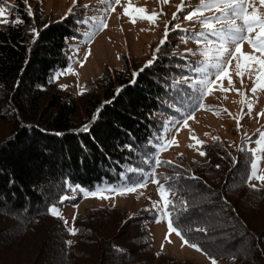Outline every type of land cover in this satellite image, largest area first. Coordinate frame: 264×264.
<instances>
[{"label":"trees","instance_id":"obj_1","mask_svg":"<svg viewBox=\"0 0 264 264\" xmlns=\"http://www.w3.org/2000/svg\"><path fill=\"white\" fill-rule=\"evenodd\" d=\"M9 6L0 28V264H198L157 251L147 215L91 208L75 216L73 235L50 214L80 201L66 182L95 191L144 181L139 170L153 171L187 202L180 227L210 261L264 264V184L249 182L247 140L207 143L203 160L159 157L167 118L198 109V92L184 82L197 75L192 57L173 44L151 64L123 53L120 67L77 95L54 77L70 64V40L91 24L86 5L62 20L40 9L28 15L24 0ZM174 25L171 42L190 38ZM64 195L74 198L61 202Z\"/></svg>","mask_w":264,"mask_h":264},{"label":"rangeland","instance_id":"obj_2","mask_svg":"<svg viewBox=\"0 0 264 264\" xmlns=\"http://www.w3.org/2000/svg\"><path fill=\"white\" fill-rule=\"evenodd\" d=\"M12 3L17 4V0H0V7H6L7 15L5 18L8 21L11 13L9 4ZM106 3L107 0H75V2L74 0H27V5L24 6L27 11L28 6H30L33 13L40 9L47 12L50 16H59V20L68 16L72 11L80 9L78 7L81 5L87 6L83 7L88 11L91 24L80 38L70 40V46L67 51L70 64L59 73L65 72L69 68L73 71L60 75L59 79H56L60 87L67 85L68 87L64 89L77 95L83 93L85 85L100 77L106 68L114 69L120 67L122 64L121 54L123 53H126L131 58H144L147 62L152 60L157 61V53L159 51L157 49L173 44V46L186 51L196 62V66H199L200 61L204 59L199 54L192 55L188 52L191 49L198 53L203 49V43L198 44L191 38L192 34L202 31L203 27L199 22H190L184 18L187 12L199 5L200 0H191L190 3H186V7L180 12H178V6L181 5L182 0H169L167 4H164L162 0H121V3L115 6L114 12L105 11ZM129 3L132 5V8L129 9L130 12H133L134 8H146L149 15L153 11L159 13L161 10L164 14L158 17L155 24L146 19H138L136 23H132L130 17L124 14V8ZM254 3L259 7V0H254ZM173 13H177V20H173ZM218 14L214 12L205 13V15L209 16ZM133 15H137V13L133 12ZM180 16L181 18H179ZM101 17H106L108 27L98 30V20ZM174 24H181L183 29H188V36L190 38H179L176 42H171L169 30ZM4 25L5 23L0 21V28ZM166 25L168 34L165 39ZM27 29L33 32L34 28L28 26ZM162 40L164 41L163 43H161ZM89 49L91 50V54L87 55L85 62ZM243 51L249 54L253 53L251 45L247 42L243 44ZM256 54L259 55V53ZM80 62H84L82 67L80 66ZM241 63H243L242 60ZM229 72L234 81V89L224 92L216 86L213 93L203 100L205 107L196 109L192 113L194 119L188 121L187 127L183 126L182 121L190 113L186 112L185 117L174 120L176 123H170L173 121L172 117L167 118L169 124L166 125L164 130L161 145L165 143L166 139L171 140L174 137L178 141V146L170 145L167 150H162L160 147V158L174 161L178 156L184 155L188 159L203 160L205 155L202 156L199 153L205 152L204 146L207 143L216 141L215 137H219V140L233 145H239L245 139L247 140L248 149L257 147L255 141L260 137L258 130L264 131V116L258 115L264 112V91L258 93V99L253 97L251 88L253 87L254 79L250 78L249 74L246 73L243 77V84H241V78L235 74V60L232 62ZM198 75H196V78ZM189 82L191 83V79H189ZM223 87H230L227 79L223 80ZM235 89H239V93ZM245 92H247V99L254 105L253 111L248 115H243V113H247L248 111L244 102L246 98L243 93ZM242 115L243 119H240ZM192 137L203 141V146L197 144L196 140L192 139ZM253 137L255 138L252 139ZM190 145L193 146L190 147ZM260 167L264 169V160H261ZM137 173L145 175L144 181H147V186L135 192L125 195L103 193L106 196H110L111 198L109 199H100L92 196L86 197L79 191L75 193L74 197L80 198L78 203H67L59 208L64 220L68 222V228H73L75 216L85 210L104 206H118L127 211L130 216H149L148 221L153 231L157 251L164 252L177 259L192 260L198 264H213L204 253L185 244L180 236H177L175 233L170 237L171 242L165 238L168 232L167 219L161 220L160 212L153 206L154 202L161 201L158 184L153 182L154 172L139 170ZM260 174L264 175V172ZM251 184L258 187L262 186L264 182L251 180ZM106 187L120 186L111 185ZM216 264L225 263L216 262Z\"/></svg>","mask_w":264,"mask_h":264},{"label":"snow or ice","instance_id":"obj_3","mask_svg":"<svg viewBox=\"0 0 264 264\" xmlns=\"http://www.w3.org/2000/svg\"><path fill=\"white\" fill-rule=\"evenodd\" d=\"M75 2V0H74ZM164 4H167L169 0H162ZM191 0H182L181 5L178 6V12L183 11L186 7V3H190ZM24 3L27 5V0H24ZM121 0H107L105 11L114 12L115 6L119 5ZM87 7V6H86ZM132 8L131 3L124 8V14L128 15L132 23H136L138 19H146L151 23L155 24L160 15H163V11L157 13L153 11L152 14H147L146 8H134L133 12L137 15H133V12H130L129 9ZM71 11V9H69ZM206 12L219 13L218 15H205ZM7 15L6 7H0V21L8 23L9 21L5 18ZM28 15L34 16L30 6H28ZM184 18L188 21L199 22L203 30L192 34L193 38L198 44L203 43L204 47L201 51L194 52L189 49L188 52L192 55L199 54L204 59L200 61L199 66H194L192 71L199 74L197 78H184V82H187L191 79L190 87L194 88L198 92V103L196 107L204 108L203 100L211 95L216 86L219 87L221 91L228 92L234 89V81L232 75L229 72V68L232 65V62L236 61V72L235 74L241 78V84H243V77L245 74H249L250 78L254 79L253 87L251 88V93L253 97L258 99V93L264 91V0H259V7L254 3V0H200V3L197 7L193 8L191 11L187 12ZM177 13H173V20H177ZM86 23V21H81ZM15 24H21L23 21L15 20ZM108 27L106 22V17H101L98 20V30H103ZM174 28L180 29V25H174ZM185 32H188V29H184ZM35 32V29H33ZM38 34V33H37ZM168 34V28L166 25L165 28V39ZM183 39V38H182ZM164 41L162 40L161 43ZM185 42H187L185 40ZM247 42L251 45L253 53L249 54L243 51V44ZM159 49H157L158 51ZM256 53H259L257 55ZM91 54V50L86 54L85 62L87 55ZM241 60L243 63H241ZM84 62H80V66H83ZM149 64L152 62L149 61ZM72 69H67L65 72L58 73L54 79H59L60 75L68 74L72 72ZM142 71V70H141ZM253 74H255L253 76ZM135 75V74H134ZM227 79L230 85L229 88L223 87V80ZM179 83V81H178ZM61 87L67 88V85H62ZM119 91V90H118ZM239 93V89H235ZM83 94V93H81ZM245 96V103L247 106V113L243 115L250 114L254 105L247 99V92L243 93ZM225 111H227L225 109ZM231 115V113H229ZM243 115L240 119H243ZM258 115L264 116V112L259 113ZM194 119L192 114H189L184 118L182 124L184 127L188 126V121ZM170 123H176L172 121ZM238 121V127H239ZM84 131L88 130V125L84 126ZM179 131V129H177ZM260 132V137L255 141L257 147L254 149H247L252 153L253 160L251 163V170L249 174V182L251 180H259L264 182V175L260 174L264 172V169H261L260 163L261 160H264V131L258 130ZM196 140L197 144L203 146L204 142L199 141L196 137H192ZM214 139L219 140V137ZM170 145H177L178 141L173 137L171 140L165 141L164 144L160 145L162 150H167ZM193 145H190L192 147ZM244 148H241V151H244ZM200 155H206V152H200ZM155 163L159 165L162 163L158 158L155 159ZM163 163H171L163 162ZM219 167V166H217ZM152 175V174H150ZM165 179H168L165 177ZM153 182L158 184V192L161 197V201L154 202V207L157 208L160 212V219H167L168 232L166 234V239L171 242L170 237L173 233L183 240V242L191 247L196 248L198 251L201 249L196 244H190L189 240L185 239L184 230L180 227L179 224V212L187 210V202L179 201L175 199V189L172 185L160 184L158 180L153 176ZM66 186L71 192H82L86 197H98L100 199H109L110 196H106L103 193H114L119 195H125L131 192H135L138 189L145 188L147 186V181H139L133 183H125L120 187H104L97 188L95 191H86L82 189L79 185H72L71 182H66ZM255 187V185H252ZM71 195H64L61 197V202L68 199H73ZM178 205L182 207L178 208ZM50 214L63 218L62 213L59 208L52 206L50 208ZM176 212L177 215L173 216V212ZM68 222L65 221V224ZM197 231H202V229H196ZM69 231L71 234L75 235L77 229L70 228ZM70 244L71 241H68ZM163 247V245H162ZM213 264H216V261L213 259Z\"/></svg>","mask_w":264,"mask_h":264}]
</instances>
